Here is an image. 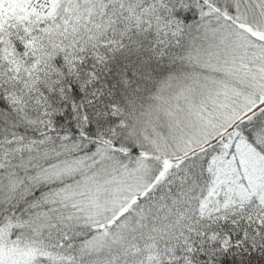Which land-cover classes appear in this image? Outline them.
Returning <instances> with one entry per match:
<instances>
[{"label": "snow or ice", "instance_id": "snow-or-ice-1", "mask_svg": "<svg viewBox=\"0 0 264 264\" xmlns=\"http://www.w3.org/2000/svg\"><path fill=\"white\" fill-rule=\"evenodd\" d=\"M0 264H264V0H0Z\"/></svg>", "mask_w": 264, "mask_h": 264}]
</instances>
